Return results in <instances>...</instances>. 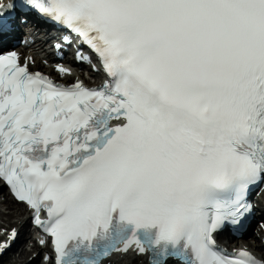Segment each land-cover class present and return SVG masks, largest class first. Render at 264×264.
<instances>
[{"label": "snow or ice", "instance_id": "1", "mask_svg": "<svg viewBox=\"0 0 264 264\" xmlns=\"http://www.w3.org/2000/svg\"><path fill=\"white\" fill-rule=\"evenodd\" d=\"M21 2L108 77L66 86L0 54V181L52 237L55 264L130 251L149 264H264L215 238L242 227L264 185V0ZM14 7L0 3V18Z\"/></svg>", "mask_w": 264, "mask_h": 264}, {"label": "bare ground", "instance_id": "2", "mask_svg": "<svg viewBox=\"0 0 264 264\" xmlns=\"http://www.w3.org/2000/svg\"><path fill=\"white\" fill-rule=\"evenodd\" d=\"M42 46H44V44H42ZM46 60L51 61V58L48 57ZM41 68H44V70L47 72H52L53 70L51 67H44L42 65V60L36 57L35 69L41 70ZM73 79L74 78H72V76L70 75H64L61 78V80H66V81H73ZM2 192L3 191L0 188V206L1 204L7 205V211H6L7 213H3V211L0 209V230L5 225L20 226L21 221L19 218L24 215V207L21 204H17L16 202H14L7 195L1 198ZM23 228L25 229V225L23 226ZM255 236H258V235L255 234ZM24 244H25V239H22L19 242V247L17 251L14 250V256L11 258V263L12 264H41L40 262L36 263L37 259H32L31 261L26 263L31 253V250L26 248ZM38 249H39V246L35 244L33 252H36ZM260 250H261L260 248H257V251L260 252ZM126 260L129 262L128 264H136V262L138 264L139 261H141V264H147V262H143V258H133V256L131 255H127V256L115 258V259H110V260H107L104 264H125L124 262Z\"/></svg>", "mask_w": 264, "mask_h": 264}, {"label": "rangeland", "instance_id": "3", "mask_svg": "<svg viewBox=\"0 0 264 264\" xmlns=\"http://www.w3.org/2000/svg\"><path fill=\"white\" fill-rule=\"evenodd\" d=\"M2 191H3V190H2ZM1 194H2V195H1V198H2L3 196H5L4 191H3ZM0 209L3 211V213H7V212H6V211H7V205L1 204ZM18 247H19V244H17V246L15 247L14 250L17 251ZM14 250L11 251L7 256H5L4 258H2V259L0 260V264H12V263H11V258L14 256ZM36 255H37V253H36V252H33V250H32L31 253H30V255H29L28 260L26 261V263L29 262V261H31L32 259H37V262H36V263H39V262L41 263V257L38 256V257L36 258ZM124 263H125V264H128L129 262L126 260ZM130 263H131V262H130ZM41 264H42V263H41ZM136 264H137V262H136ZM138 264H141V261H139Z\"/></svg>", "mask_w": 264, "mask_h": 264}]
</instances>
